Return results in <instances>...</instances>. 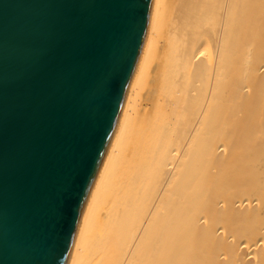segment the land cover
I'll use <instances>...</instances> for the list:
<instances>
[{
    "label": "bare ground",
    "instance_id": "6f19581e",
    "mask_svg": "<svg viewBox=\"0 0 264 264\" xmlns=\"http://www.w3.org/2000/svg\"><path fill=\"white\" fill-rule=\"evenodd\" d=\"M70 264H264V0H153Z\"/></svg>",
    "mask_w": 264,
    "mask_h": 264
},
{
    "label": "water",
    "instance_id": "95a60500",
    "mask_svg": "<svg viewBox=\"0 0 264 264\" xmlns=\"http://www.w3.org/2000/svg\"><path fill=\"white\" fill-rule=\"evenodd\" d=\"M153 0H0V264H70Z\"/></svg>",
    "mask_w": 264,
    "mask_h": 264
}]
</instances>
